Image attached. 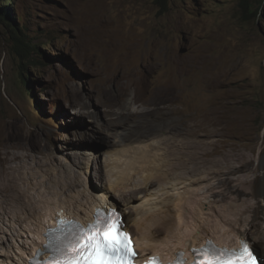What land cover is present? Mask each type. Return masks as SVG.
Listing matches in <instances>:
<instances>
[{
	"label": "rangeland",
	"instance_id": "1",
	"mask_svg": "<svg viewBox=\"0 0 264 264\" xmlns=\"http://www.w3.org/2000/svg\"><path fill=\"white\" fill-rule=\"evenodd\" d=\"M4 4L0 264H10L7 255L17 249L9 247L23 243L25 199L17 204L14 197L31 182L74 210L77 197L101 198L107 187L133 236L143 212L193 192L210 202L211 212L235 222L242 217L240 226L256 214L264 230V0ZM17 36L30 57L26 86ZM186 141L196 142L184 150L198 151L197 161L180 153ZM157 149L154 172L161 180L146 184L132 173L124 194L110 187L128 152ZM14 175L19 187L7 192L4 184ZM257 234L252 230L248 241L263 257Z\"/></svg>",
	"mask_w": 264,
	"mask_h": 264
},
{
	"label": "bare ground",
	"instance_id": "2",
	"mask_svg": "<svg viewBox=\"0 0 264 264\" xmlns=\"http://www.w3.org/2000/svg\"><path fill=\"white\" fill-rule=\"evenodd\" d=\"M173 62L175 63L178 71L180 68L181 74H186V68L183 67L184 65L182 66V61L179 58L173 59ZM208 115L213 118L217 116L212 111H209ZM203 123L209 124V122H205L204 119ZM195 143L192 144L191 141H186L185 145L182 146V148H184H179L181 152H177L186 155L188 152L185 153L184 149H189L187 147L196 148L197 146L194 147ZM149 147L153 151H156V149L154 150V147L156 148V146L149 145ZM143 150H145V148ZM131 152L127 153L128 157H126V162H122V172L116 176V179L112 181L110 186L111 188L117 189L121 193L120 195L130 189L129 181L132 173L142 174L146 184L151 182L152 178L161 180V175L157 173V171L154 172L156 170V167L154 166H157L155 165V162L157 161L155 159L160 153L159 150L157 152L145 151V153H142L143 151H141V155L139 154V151L138 154ZM195 152L198 153V151H190L188 157L197 161L195 159L197 158ZM190 159L189 161H191ZM172 164L173 162H170L168 167L170 168ZM230 167L233 171L238 169L234 166ZM18 187L19 178L14 175L13 178L8 179V183H5L3 188L5 191L10 192L12 190H16ZM21 190V192L19 191L20 194L14 197V201L18 204L20 198L25 199V208L19 207V212L24 214V221L20 223V227L23 230V236L25 237L23 238L21 236L24 240L22 244H19V246L15 247L13 245L9 247L11 250H14L15 248L17 249V251L15 250L14 256L7 255L10 264H30L31 256H33V254L39 249H45V232L48 230L49 223H52L51 225L53 226L56 225L57 217L64 218L65 215H68L70 217L83 220V218L92 216L96 207L106 206L118 208L117 200L110 193L112 190L109 192L107 187L104 188V191L102 190L103 192L101 198H96V196L95 198L89 200L88 197L82 201L79 197H77V207H75L76 210L66 205L67 203L57 197L58 195H56V193L52 195L50 194V191L37 188V184L32 182L28 188H22ZM86 204L89 206L86 207ZM210 207V202L204 203L201 200V194H199V192H193L192 194L183 196L172 205L170 203L166 204V202L159 206L156 204L155 209H148V211L143 212L139 218H136L135 220L133 219L139 233L138 235H132V237L141 253V256L148 259L151 255L158 253L169 259L170 257L176 256L181 250H185L187 253H190V250H192L193 247L205 244L208 239H215L217 242L222 244L233 245L240 239L248 240V234L252 230H255L258 233L256 240L258 245L264 248V230L259 228V221L257 220L256 214H254L255 217L249 222V226L243 227L238 225V222L242 221V217L237 219L235 222L227 217L220 216L218 213L216 214L211 212L209 209ZM256 211L257 210H255V213ZM3 222L5 223L4 219ZM212 223L215 225L214 227ZM0 226L4 229L2 225ZM230 235H232V237ZM262 255L264 257V254Z\"/></svg>",
	"mask_w": 264,
	"mask_h": 264
},
{
	"label": "snow or ice",
	"instance_id": "3",
	"mask_svg": "<svg viewBox=\"0 0 264 264\" xmlns=\"http://www.w3.org/2000/svg\"><path fill=\"white\" fill-rule=\"evenodd\" d=\"M100 224L97 220L89 229L81 227L67 244L53 248L54 255L45 264H134L136 253L130 235L122 230L120 214L112 210L104 217L103 227ZM156 259L151 257L146 264H156ZM197 260L202 264H264V257L247 241L237 250H200Z\"/></svg>",
	"mask_w": 264,
	"mask_h": 264
},
{
	"label": "trees",
	"instance_id": "4",
	"mask_svg": "<svg viewBox=\"0 0 264 264\" xmlns=\"http://www.w3.org/2000/svg\"><path fill=\"white\" fill-rule=\"evenodd\" d=\"M255 14H256V11H255ZM7 18H9V15H8V6L7 5H1V7H0V20L1 21H5V19H7ZM17 38V40H18V44H17V48H16V52H17V54L20 56V58H21V62H22V83H23V85L24 86H26V85H30L31 84V82H32V80L28 77V75H27V73H26V69H27V67L26 66H24V64H25V60H27L26 62H27V64L30 62V57L27 55V53H29L28 51H24L21 47H20V45H19V43L21 42L22 43V39L19 37V36H17L16 37ZM49 40H51V37H50V39ZM45 45H47V44H45ZM32 48H34V47H32ZM35 49V48H34ZM36 66H38L37 64H36Z\"/></svg>",
	"mask_w": 264,
	"mask_h": 264
},
{
	"label": "clouds",
	"instance_id": "5",
	"mask_svg": "<svg viewBox=\"0 0 264 264\" xmlns=\"http://www.w3.org/2000/svg\"><path fill=\"white\" fill-rule=\"evenodd\" d=\"M99 207H101V206H99ZM99 207H96L95 211H96V210H97V208H99ZM104 207H106V206H104ZM117 209H118V208H117ZM119 210H120V209H119ZM95 211H94V212H95ZM121 211H122V210H121ZM92 215H93V214H92ZM90 217H91V216H90Z\"/></svg>",
	"mask_w": 264,
	"mask_h": 264
}]
</instances>
